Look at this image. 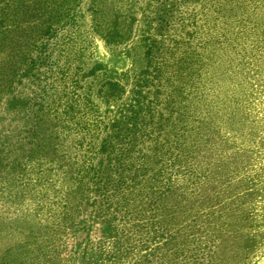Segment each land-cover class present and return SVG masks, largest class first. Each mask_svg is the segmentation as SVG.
Listing matches in <instances>:
<instances>
[{"label": "trees", "instance_id": "1", "mask_svg": "<svg viewBox=\"0 0 264 264\" xmlns=\"http://www.w3.org/2000/svg\"><path fill=\"white\" fill-rule=\"evenodd\" d=\"M82 1L0 0V98L31 79V97H7L28 134L0 143V182H31V264H224L171 190L184 172L205 180L209 136L241 137L264 98V0H214L197 41L163 9L146 65L121 75L92 58ZM140 1L91 0L93 31L127 45Z\"/></svg>", "mask_w": 264, "mask_h": 264}, {"label": "rangeland", "instance_id": "2", "mask_svg": "<svg viewBox=\"0 0 264 264\" xmlns=\"http://www.w3.org/2000/svg\"><path fill=\"white\" fill-rule=\"evenodd\" d=\"M213 1L141 0L136 30L127 45L108 46L93 31L91 0L82 1L78 25L90 32L91 56L101 63L104 75L134 74L146 65L143 38L149 35L147 21L153 23L150 35L157 38L158 23L165 21L159 15L166 9L167 21L184 20L194 27L195 23L199 25L195 30L197 41L207 34ZM8 52L2 56L7 58ZM9 95L21 100L31 97V79L22 76L12 92L0 98L1 144L5 138L14 140L28 134L24 130L26 125L22 124L24 120L18 118L21 106L9 105ZM248 113L246 125L240 130L241 137L239 132V137L226 134L227 128L209 136L214 146L200 152L212 162L204 167L208 177L200 181L184 172L174 179L176 183L171 190L172 200L189 207L197 224L216 238L224 264H264V98ZM249 133L253 134L254 147L245 150L242 144L248 141L249 137L245 136ZM6 143L4 149L12 151L13 147L9 148V142ZM31 207V182L27 184L21 177H7L0 182V264H31Z\"/></svg>", "mask_w": 264, "mask_h": 264}]
</instances>
